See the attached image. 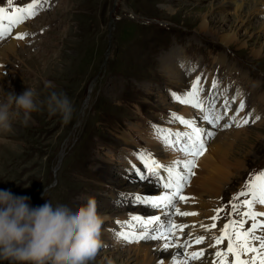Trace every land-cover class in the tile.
Returning <instances> with one entry per match:
<instances>
[{
    "label": "rangeland",
    "instance_id": "rangeland-1",
    "mask_svg": "<svg viewBox=\"0 0 264 264\" xmlns=\"http://www.w3.org/2000/svg\"><path fill=\"white\" fill-rule=\"evenodd\" d=\"M14 1L20 2L12 0L11 3ZM0 2L9 4L8 0ZM230 6L222 3L220 7H212L209 0H56L55 5L45 4V8L38 10L35 16L24 19L23 25L21 22L17 24L14 34L22 31L23 27L31 30L23 40L15 39L13 35L0 39V88L19 95L30 87L39 91L41 98L50 91L63 90L73 101L75 111L67 125H63L58 116L49 118L46 111L33 113L27 126L15 124L7 142H0V190L29 197L28 203L32 207L50 200L53 206L62 203L74 208L85 203L89 196L93 197L104 223L102 246L89 264H138L146 252L136 249L141 243L162 251L178 248L177 241L174 243L163 235L159 237L152 230H148L149 235L159 238L132 243L118 240L112 230L144 231L141 227L128 229L127 225L116 224L118 220L126 221L133 216L132 207L146 210L148 218L152 217L149 212L156 214V210L146 209L141 203L134 201L133 204L132 201L134 196L142 195L140 192L145 193L142 197L154 194V197H160L157 193L141 190L139 184L145 186L143 184L146 183L138 175L135 177L131 164L137 162L136 150L148 146L156 153V160L165 165L191 159L165 145L159 146L160 141L151 132L154 125L160 129L181 128L183 125L173 121L172 113L187 120L188 116L194 119H191L193 124L198 123L195 121L196 108L179 103L171 95L184 94L183 90H187L191 82L186 79V71L184 74L181 70L184 56V59L194 58L196 64L204 57L213 66L222 65L224 61V66H229L237 77L241 71L246 72L252 82L239 78L250 89H262L257 98L264 102V87L259 88L260 84L264 86V52H257L264 48V29L257 28L264 19L263 8L258 6L255 9L256 13L249 17V24L241 26L240 22L237 23V33L248 37L244 45L226 46L208 31L198 28L203 14L208 20H221L225 16L214 23L215 30L230 28L233 20ZM11 39L14 52L5 48ZM255 45L258 48L253 53ZM187 50L193 51L195 56ZM189 53L190 56H186ZM220 54L224 60L217 58L216 64L215 57ZM46 82H51L53 87L44 89ZM250 100L255 104L254 96ZM261 105L264 113V104ZM216 112L213 105L208 108L212 119L221 117L220 123L215 124L218 130L205 125L206 120L199 122L203 124L205 135L208 132L213 135L210 138L207 135L209 139L205 142L204 153L195 158L194 175L183 187V196L188 201L174 204V200L179 199L174 198V206H167L173 209L168 208L172 213L165 220L186 217L198 222L193 215H177L176 208L182 212L196 209L198 216H206L205 219L214 216V210L222 209L216 219V224L222 228L221 224L230 220L229 213H233L229 202L234 196L233 190L240 186L238 180L242 176H239L252 168L250 166L254 165V171L259 163L264 162V116L244 127L232 124L220 128L227 117ZM246 141L250 147L243 158L238 157L239 146ZM225 151L228 152L224 154ZM225 157L229 158L228 163L224 161ZM232 157H238L235 159L238 167H232ZM138 164L143 165L140 161ZM177 167L181 169L183 166L177 164ZM139 168L144 174L146 169L143 166ZM180 172L186 174V171ZM218 178H221L220 182L214 181ZM147 182L156 187L154 177ZM230 190L231 198L216 202L215 199L222 194L227 196ZM210 210L213 214L207 216ZM235 216L239 217L238 212ZM194 225L197 227L198 223ZM188 231H191L190 226ZM211 231L216 234L217 228L205 230L201 235L204 237L201 246L204 253L211 250L216 254L222 250L208 246ZM160 239L163 242H159ZM160 243L162 247L158 246ZM164 245L169 247L165 249ZM178 256H172L171 261L160 258L152 264H193ZM8 262L0 261V264Z\"/></svg>",
    "mask_w": 264,
    "mask_h": 264
},
{
    "label": "clouds",
    "instance_id": "clouds-1",
    "mask_svg": "<svg viewBox=\"0 0 264 264\" xmlns=\"http://www.w3.org/2000/svg\"><path fill=\"white\" fill-rule=\"evenodd\" d=\"M46 88L53 87L46 82ZM58 116L63 125L73 119V101L67 93L50 91L41 98L27 87L21 94L0 88V142L14 132L19 123L27 126L33 113ZM29 197L0 190V261L10 264H89L101 246L103 217L96 200L89 196L74 208L48 200L32 207Z\"/></svg>",
    "mask_w": 264,
    "mask_h": 264
},
{
    "label": "snow or ice",
    "instance_id": "snow-or-ice-1",
    "mask_svg": "<svg viewBox=\"0 0 264 264\" xmlns=\"http://www.w3.org/2000/svg\"><path fill=\"white\" fill-rule=\"evenodd\" d=\"M12 0H8V3L11 4ZM46 2V0H32L31 3L15 9V13L11 16L6 15V9L0 7V39H4L12 32L14 25L19 24L22 20L27 17H33L37 14V5ZM26 14V15H25ZM7 22V23H5ZM28 33H18L16 38L23 40ZM201 77L197 76L193 80L191 88L184 94L171 93L172 98L178 101L181 104H188L196 109H200L201 112H205L214 101H209V104L206 105L199 99V94L202 91L200 87ZM215 79L212 82V88L216 87ZM235 99V97H233ZM244 108V102L240 101L237 112ZM175 121H178L180 124H183L190 128L192 131L188 132H173L170 129H160L157 126H153L155 138L160 140L166 148L173 149L189 155L192 159L184 161H172L169 165H164L158 162L155 158L152 157V154L146 150H140L136 153L137 159L143 164L144 169H146L147 175L141 172V169L133 165L134 171L137 173L141 180L147 179L148 176H156L159 178L160 170L163 169L167 173V177L162 178L164 182L163 187L165 189L171 190L169 193L161 197H141L139 195L135 196V201L138 203L151 205L155 207H166L168 205H173L174 198L178 197L181 201H186L187 197L181 195V189L187 183L189 177L194 175L192 169L195 165V158L202 155L204 150V143L201 139V130L196 128L191 120H187L178 114H171ZM221 117L217 116L215 119L218 121ZM204 120H209V115H203ZM259 119V117H256ZM211 122V121H210ZM252 122H255L254 120ZM249 123L248 118H244L242 121L237 122V127L246 125ZM230 125L225 124L224 127H229ZM207 135L210 137L213 133L208 132ZM177 164H181L183 169L186 170L187 174L177 171L175 167ZM250 194L249 199L240 201V204L246 207V210L240 212L241 220H229L228 223L224 225V228L221 229V235L215 237V245L221 244L225 238H227L228 244L225 251H217L216 256L221 257L218 261V264H264V237L256 236L255 232L257 229L264 228V221L257 220V217H264V212L257 213L253 210V205L259 203L264 205V170H261L257 173H250L249 179L245 181V184L242 186L241 191L234 194L232 201L229 203L232 204V212H238L239 205L234 201H237L240 196H246ZM217 213L222 211V209H216ZM176 214L181 216L187 215H197V213L182 212L179 208H176ZM232 215V213H229ZM218 217L216 215L212 216L211 219L216 221ZM160 217L154 216L150 218H142L139 216H131L129 220L126 221H116L117 225H127L128 229H134L136 227L144 228V231L137 233L136 231L131 230H121L116 231L113 229L114 235L118 240H123L126 243L138 242L146 239L156 240L158 237L155 235L150 236L148 228L154 222L159 221ZM251 220V226L245 229V224ZM244 229L243 231L237 230ZM179 227L181 230L187 225H176L173 222H169L167 228L168 232H173L174 229ZM205 230L210 228H215L216 224L213 223L210 226L201 225ZM231 229V231H230ZM204 240V237H198L195 239L194 243L201 244ZM252 241H256L257 244L252 246ZM213 245V247L215 246ZM169 246L164 245V248L167 249ZM251 253L252 255L248 257L247 254ZM203 249L198 252H192L189 254L190 259H198L202 256ZM231 254L235 257L234 260L229 262L224 259L225 256ZM247 258L242 259L241 256ZM175 264V262H174Z\"/></svg>",
    "mask_w": 264,
    "mask_h": 264
},
{
    "label": "bare ground",
    "instance_id": "bare-ground-1",
    "mask_svg": "<svg viewBox=\"0 0 264 264\" xmlns=\"http://www.w3.org/2000/svg\"><path fill=\"white\" fill-rule=\"evenodd\" d=\"M202 1V0H201ZM216 2V3H215ZM209 3H210V5L213 7V6H218V7H220V4H222V3H229L231 6L230 7H232V10H233V12H232V14H233V20H232V22L230 23V28H228V29H225V30H222V29H219V30H215V22H218V21H221V20H223L224 19V17H221L220 19L221 20H219V19H211V20H208V19H206L205 18V15L203 14L202 16H200V18H199V20H200V24L198 25V28L200 29V30H202V31H208L210 34H212L213 36H215L222 44H224V45H226V46H229L230 44H233L234 46H237V45H244L245 43H246V41L248 40V37H246L245 35H243V34H238L237 33V31H236V27H237V23L238 22H240V25L242 26V25H244V24H249L250 23V18L249 17H251L252 15H254L255 13H256V11H255V9H257L258 8V6H260V7H262L263 8V12H264V0H218V1H216V0H209ZM259 7V8H260ZM15 13V12H14ZM14 13H12V14H14ZM260 13V12H259ZM235 22H236V24H235ZM16 27H17V25H16ZM15 26H14V28H16ZM257 28H259V29H264V19L262 20V23L260 24V25H257ZM247 30V29H246ZM21 32V31H20ZM15 39H16V37H15ZM18 41V40H17ZM6 43V42H5ZM18 43V42H17ZM13 45H14V42H13V40L11 39V41H7V44H5V48L7 49V51H10V52H14V48H13ZM256 46V45H255ZM258 47L256 46V47H254V49L252 50V52L253 53H256L255 51H257L256 49H257ZM16 51V50H15ZM257 52H261V53H263L264 52V48L263 49H261V51L260 50H258ZM5 54V53H4ZM12 54V53H11ZM17 54V53H16ZM12 55H15V54H12ZM223 57L221 56V54L219 55V59L220 60H224V59H222ZM1 79H4V78H1ZM46 87L44 86V89H45ZM48 89V88H47ZM46 89V90H47ZM50 89V88H49ZM37 92H39V91H37ZM189 111V110H188ZM186 112V111H185ZM189 113V112H188ZM179 124V123H178ZM195 124V123H194ZM183 125V124H182ZM201 125V124H200ZM185 127H187V126H185V125H183V126H181V128H179V127H177L178 128V130L179 129H181V130H189L188 128H186L185 129ZM201 128L202 129H204V127H203V124L201 125ZM217 129V128H216ZM180 131V130H179ZM237 134V133H236ZM239 134V133H238ZM223 137V136H222ZM255 139V138H254ZM219 139H217V141H218ZM240 141V140H239ZM244 141V140H243ZM225 142V141H224ZM219 144L220 143H222L221 141H219L218 142ZM217 143V144H218ZM218 144V145H219ZM249 145V141H246V142H244V144H242V145H240L239 146V149H238V154L239 155H237L238 157H242L243 155H245V152H246V150H247V148L248 147H250V145ZM234 146V145H233ZM212 147H213V145H212ZM215 147H216V145H215ZM221 147V146H220ZM219 147V148H220ZM226 147V146H225ZM227 148V147H226ZM236 148V147H235ZM215 149V148H214ZM216 149H217V147H216ZM221 149V148H220ZM209 150H210V148H209ZM226 150V149H225ZM213 151V150H212ZM228 152V151H227ZM226 151L224 152V154H226L227 153ZM233 152V151H232ZM235 152V151H234ZM220 153V152H219ZM236 153H234V155H235ZM222 155V154H221ZM228 155H230V154H228ZM232 156V155H231ZM222 157V156H221ZM237 157V158H238ZM223 158V157H222ZM237 158H234V157H232V163H231V165H232V167H238L239 166V163H238V161L236 160L235 161V159H237ZM243 158V157H242ZM241 158V159H242ZM210 159V158H209ZM213 159V158H212ZM217 159V158H216ZM224 159V158H223ZM214 160V159H213ZM228 160H229V158L227 159L226 157H225V162L226 163H228ZM218 161V160H217ZM230 162V161H229ZM218 163V162H217ZM170 164V163H169ZM206 164H208L207 162H206ZM209 164H211V163H209ZM165 165V164H164ZM168 165V164H167ZM215 166V165H214ZM229 166V165H228ZM176 168H177V171H186L185 169H183V167L181 168V169H178V167H177V165L175 166ZM208 167V166H207ZM212 167V166H211ZM216 167H218V166H216ZM215 167V168H216ZM222 167L224 168V171H226V167H225V165H222ZM231 167V168H232ZM214 168V167H213ZM229 168V167H228ZM208 169V168H207ZM218 169V168H217ZM237 169V168H236ZM240 169V168H239ZM213 170V169H212ZM211 170V171H212ZM220 170V169H219ZM227 170H229V169H227ZM164 171L163 169H161L160 170V173H162V172ZM220 171H222V170H220ZM223 171V172H224ZM237 171V170H236ZM214 173H217L216 171L214 172ZM229 173H231V172H229ZM233 173V172H232ZM202 174V173H201ZM226 174V173H225ZM208 174L206 173V175L205 176H207ZM227 175H228V173H227ZM201 176V175H200ZM211 176H213V175H211ZM218 176L220 177L221 175L218 173ZM229 176H231V175H229ZM198 177V176H197ZM203 177V176H202ZM217 177V176H216ZM225 177V176H224ZM195 178H196V176H195ZM205 179H206V177H204ZM223 178V177H222ZM208 179V178H207ZM211 179V181H212V178H210ZM221 179V178H220ZM219 178L217 179V180H214V181H217V182H220L219 180H220ZM224 180V179H223ZM223 180H221V181H223ZM199 181H201V180H199ZM207 181V180H206ZM205 182V181H204ZM208 183V182H207ZM202 184V183H201ZM200 184V185H201ZM206 184V183H205ZM208 184H210V183H208ZM140 185V187H141V190H143L144 192H147V193H157V194H159L160 193V190L158 189V188H156V189H154V188H152V187H148V190H147V186L148 185H146V184H143V185H145V186H141L142 184H139ZM218 185H219V183H218ZM217 186V185H216ZM205 187H207V186H205ZM213 187V186H212ZM219 187V186H218ZM138 189H139V187H138ZM207 189V188H206ZM140 190V191H141ZM208 190V189H207ZM216 190V189H215ZM210 191V190H209ZM205 193V192H204ZM187 194H188V191H187ZM141 197H142V195H140ZM152 197H154V196H152ZM196 200H197V198H196ZM208 200H210V199H208ZM188 201V200H187ZM190 202V201H189ZM212 202V201H211ZM185 203V202H184ZM211 204V203H210ZM201 205V204H200ZM257 205H258V207H257ZM185 207H187L186 205H184ZM196 205H193V207H195ZM218 206V205H217ZM209 207V206H208ZM168 208L169 207H161V208H158L155 212H156V214H151L149 211V215H151L152 217H154V216H158V217H160V219H159V221L160 220H162V219H166V218H168V217H170V213H172L171 211H169L168 210ZM170 209V208H169ZM203 209V208H202ZM133 212H132V214L133 215H136V214H139V213H146V214H148L147 213V211L146 210H143V209H141L140 207H138V206H136V207H132V209H131ZM194 210H196V209H194ZM253 210L255 211V212H257V213H261V212H264V205H261V204H259V203H256V205L255 206H253ZM187 211V210H186ZM190 211V210H189ZM155 212H153V213H155ZM200 214V213H199ZM105 218H108V217H105ZM257 220H260V221H264V217H257ZM158 221V222H159ZM251 223H253V221H251V220H249L248 221V226L246 227V228H248V227H250L251 226ZM255 235L256 236H261V237H264V228H262V229H257L256 230V232H255ZM170 240V239H169ZM159 242H163V240L162 239H160L159 240ZM153 243V242H152ZM156 243V242H155ZM175 243V242H174ZM167 244V243H166ZM257 244V242L256 241H252V246H255ZM163 245V244H162ZM162 245H161V243L158 245L159 247H162ZM153 246V245H152ZM177 247V246H176ZM136 249H138V250H141L142 249V251H145L146 250V252H145V256L138 262V264H152V262L154 261V260H158V259H160V258H162V259H164V260H168V261H171L172 259H171V257L172 256H174V255H179L180 254V250H179V248H175V249H171V250H169V251H162V249L161 248H157V249H151V248H149L148 247V245H147V247H146V245H143L142 243H141V245H139V247L138 248H136ZM137 253V252H136ZM179 257V256H178ZM241 258L242 259H245L244 258V256L242 255L241 256ZM175 259V258H174ZM232 259L234 260L235 259V257L234 256H232ZM155 262H157V261H155ZM184 262V261H183ZM182 263V262H181ZM190 263V262H189ZM158 264H160V263H158ZM194 264V263H193Z\"/></svg>",
    "mask_w": 264,
    "mask_h": 264
}]
</instances>
